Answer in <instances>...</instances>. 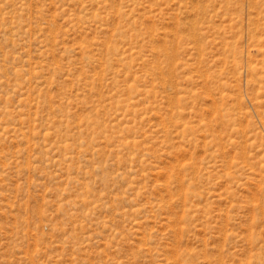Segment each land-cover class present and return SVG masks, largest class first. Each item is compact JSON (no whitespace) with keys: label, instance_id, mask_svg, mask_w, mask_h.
<instances>
[{"label":"rangeland","instance_id":"1","mask_svg":"<svg viewBox=\"0 0 264 264\" xmlns=\"http://www.w3.org/2000/svg\"><path fill=\"white\" fill-rule=\"evenodd\" d=\"M0 264H264V0H0Z\"/></svg>","mask_w":264,"mask_h":264}]
</instances>
